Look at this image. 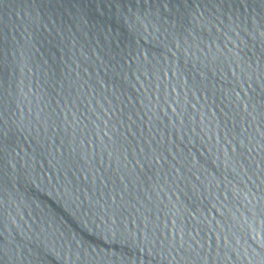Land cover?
I'll list each match as a JSON object with an SVG mask.
<instances>
[{"label": "water", "instance_id": "water-1", "mask_svg": "<svg viewBox=\"0 0 264 264\" xmlns=\"http://www.w3.org/2000/svg\"><path fill=\"white\" fill-rule=\"evenodd\" d=\"M0 264H264V0H0Z\"/></svg>", "mask_w": 264, "mask_h": 264}]
</instances>
